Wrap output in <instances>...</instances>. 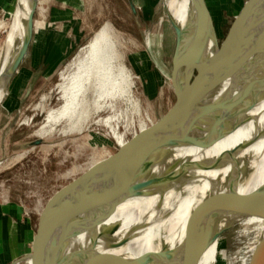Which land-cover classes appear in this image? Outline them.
Segmentation results:
<instances>
[{
  "label": "bare ground",
  "instance_id": "1",
  "mask_svg": "<svg viewBox=\"0 0 264 264\" xmlns=\"http://www.w3.org/2000/svg\"><path fill=\"white\" fill-rule=\"evenodd\" d=\"M162 1L164 11L177 30L175 67L173 65L172 75L167 73V76L170 84L171 80L175 81L178 104H174L171 112L156 124L152 122L148 125L140 121L143 132L152 126L146 133L141 152L153 146L174 118L178 117L191 93L194 75L188 28L192 13L191 0ZM260 1L253 0L246 4L226 47H221L219 43L224 58L230 59L234 55L256 15ZM37 2L17 0L0 64V106L8 93L4 88L5 79L29 41V20L32 12L37 10ZM209 13L218 38L210 9ZM121 41L114 26L108 22L79 50L62 73L63 82L58 85L63 104L46 112L44 124L36 131L40 139L53 136L61 124L62 134L80 133L92 123L110 127V117H97L103 111L113 110L117 99L129 103L139 113L141 104L131 95L134 79L124 64ZM211 47L212 42L208 45L209 49ZM245 118L247 120L237 129L209 148L187 146L174 149L171 161L187 160L205 166L217 161L218 166L209 170L191 169L183 180L168 189L124 202L115 220L104 225L119 224L118 230L109 238L99 239L97 247L106 248L109 243H118L130 230L139 229L126 244L113 251L130 259L143 255L133 264H169L163 248L177 250L183 245L187 256L192 259L205 231L213 222L222 219L220 228L238 227L246 234L237 250L236 260L239 264H247V261L251 264L260 244V240L255 241L253 236L264 233V97ZM112 136L119 147L127 144L123 135L116 131H112ZM246 143L250 144L239 148ZM208 196L187 226L194 208ZM218 239L205 250L198 264H216L221 247ZM89 243L87 235H80L70 248L87 247Z\"/></svg>",
  "mask_w": 264,
  "mask_h": 264
},
{
  "label": "rangeland",
  "instance_id": "2",
  "mask_svg": "<svg viewBox=\"0 0 264 264\" xmlns=\"http://www.w3.org/2000/svg\"><path fill=\"white\" fill-rule=\"evenodd\" d=\"M246 1L206 0L221 47L228 44L246 4L253 2ZM134 3L137 15L129 0L37 2L31 43L0 107V203L20 204L34 231L40 212L57 191L120 150L112 131L123 135L128 143L143 132L141 120L156 124L176 102L167 76L173 73L177 53L172 20L162 0ZM16 7L17 0H0V64ZM108 22L122 39L124 64L134 79L131 95L140 101L141 110L138 113L129 103L117 99L113 110L97 117H110V127L92 123L80 133L62 134L61 124L53 136L33 146L40 139L36 131L44 124L46 112L63 104L58 89L62 73ZM123 205L107 223L115 220ZM245 238L238 227L222 231L216 264H239L237 250Z\"/></svg>",
  "mask_w": 264,
  "mask_h": 264
},
{
  "label": "water",
  "instance_id": "3",
  "mask_svg": "<svg viewBox=\"0 0 264 264\" xmlns=\"http://www.w3.org/2000/svg\"><path fill=\"white\" fill-rule=\"evenodd\" d=\"M129 3L137 15L134 0ZM191 11L188 28L194 75L191 93L178 117L145 152L140 148L152 127L57 191L40 212L26 253L10 264H26L28 260L31 264H133L143 255L130 259L113 250L126 244L139 229L130 230L118 243H109L106 248L97 247L99 239L109 238L118 230L119 224L104 227L117 209L131 198L151 195L178 184L191 169L217 168V161L205 166L187 160L171 161L170 156L176 148L213 146L245 122L246 115L264 97V0L260 1L247 33L230 59L222 55L206 1L191 0ZM34 13L29 20V41L5 79L6 92L31 43ZM210 42L212 47L209 49ZM171 84L175 93V81L171 80ZM175 104H178L177 96ZM42 143L39 139L33 142V146ZM209 196L194 208L187 226ZM222 223L223 220L218 219L208 227L192 259L187 256L183 245L177 250L164 247L168 263L198 264L210 244L222 231L231 228H220ZM80 235L89 237V245L70 248ZM253 238L255 241L259 239L260 244L251 264H264V233Z\"/></svg>",
  "mask_w": 264,
  "mask_h": 264
},
{
  "label": "crops",
  "instance_id": "4",
  "mask_svg": "<svg viewBox=\"0 0 264 264\" xmlns=\"http://www.w3.org/2000/svg\"><path fill=\"white\" fill-rule=\"evenodd\" d=\"M33 234L34 228L20 204L0 203V264H10L26 253Z\"/></svg>",
  "mask_w": 264,
  "mask_h": 264
}]
</instances>
